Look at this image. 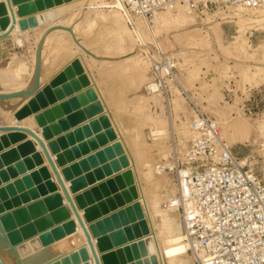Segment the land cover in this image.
<instances>
[{"label":"rangeland","instance_id":"1","mask_svg":"<svg viewBox=\"0 0 264 264\" xmlns=\"http://www.w3.org/2000/svg\"><path fill=\"white\" fill-rule=\"evenodd\" d=\"M45 2L51 3L52 7L46 5L43 10L47 11L32 15L34 17L44 15V22L30 27L41 26L34 30L35 41L39 35L43 37L45 32L55 31L44 45L42 79L44 84L36 92L42 93L44 97L52 93L53 100H47L46 97V104L40 105L18 122L33 118L34 128L41 134L48 129L50 132L47 137L48 144L56 146L57 155L67 158V162L76 160L78 163L81 159H87L92 154L104 150L108 145L118 143L119 155L106 163L109 166L114 160L119 161L120 166L123 162L128 163L127 166L122 165L120 170L114 171L112 176L126 169L132 171L133 185L138 194L133 201L139 200L140 196L136 185L137 177L150 209L158 242L162 241L159 233L161 220L153 211L151 203L157 197L163 210V203L177 192L174 174L167 170L163 172L160 166L165 163L167 166L172 165L170 161L174 138L178 152L183 156L194 135L190 126L194 113L184 97L183 89L191 93L199 106L217 122L234 151L248 158V163L264 178V22L255 23L257 18L264 16V11L215 7L196 9L176 4L158 13L168 14L172 19L164 22H156L155 19L152 24L145 22L147 26L139 32V36L137 31L134 33L127 25L117 0H45ZM180 11L187 14L188 18L179 19ZM101 14L116 16V23L101 19L100 16H103ZM178 20L180 21L177 22ZM51 23L53 27L45 30ZM66 26H72L76 33L59 31ZM76 40L82 47L77 46ZM241 44H245L243 45L245 48L237 49ZM133 50L136 51L135 57H131ZM148 55H153L156 59L166 56L174 61L176 81H168L172 102L171 116L163 95L148 93L145 88L152 77ZM6 57L7 55L0 58V94L23 88L25 86L23 81L26 77H31V74L33 79L34 68L30 71L31 74L30 67L22 73L18 72V66L13 71L5 67ZM16 83L22 85H15ZM46 88H49L48 92ZM36 94L24 102L23 99H1L0 125L10 124L12 119L16 121L17 113L36 99ZM72 99H77L76 107L73 106ZM20 101L21 106L17 105ZM65 102H68V108L64 106ZM49 111L51 114H47ZM39 114L44 115V125L36 119ZM90 123L92 127L84 133L83 125ZM157 127H160V133L155 130ZM3 138L7 139L9 147H6ZM27 140H21L19 143ZM0 145L1 156L18 143H13L7 133L0 132ZM105 165L103 163L97 166L90 165V168L80 175L87 179L88 187L92 186L89 182L90 176L96 183L104 180H97V171H100V175L103 174ZM44 166V164L36 166L20 176L11 178V181L39 171ZM60 168L63 169L62 166ZM48 180L40 178L43 185L37 180L31 185L36 186L40 194L41 190H46L51 195L52 192L48 191L50 188ZM5 183L3 182L1 186ZM157 183H160L158 189ZM68 184L70 185V182ZM27 188L29 189V186L25 187ZM21 193L18 192L17 195L21 196ZM155 193L158 196H154ZM35 201L32 199L30 202L22 203L20 207H27L29 203ZM16 210L18 211V207L6 211L4 216ZM167 212L173 214L181 224L179 211ZM69 219L55 224L40 235L50 233L54 227L62 225ZM132 221L129 225L140 227L136 218ZM1 227L4 231H0L2 242L0 244L4 248L3 254L0 252V260L2 264H19V254L14 252L17 242L12 243L13 247L8 234L18 231L23 226H19V229L16 226L8 231ZM152 238L155 251L147 252L146 255L140 254L138 260L134 257L133 262L128 260L127 264L138 262L154 264L153 258L157 260L158 255L153 235ZM62 240L64 239L54 241L52 250L69 251L68 241ZM23 241L26 239H23L22 243ZM183 246L187 250L184 243ZM188 254L190 264H197L192 252L188 251Z\"/></svg>","mask_w":264,"mask_h":264},{"label":"built area","instance_id":"2","mask_svg":"<svg viewBox=\"0 0 264 264\" xmlns=\"http://www.w3.org/2000/svg\"><path fill=\"white\" fill-rule=\"evenodd\" d=\"M121 2V11L134 33L139 21L152 24L159 11L176 4L196 9L264 8V0ZM148 57L152 77L145 88L148 93L163 95L171 116L168 81H176L174 61L166 56ZM183 94L194 113L190 124L194 135L183 156L174 138L172 165L160 166L162 171L174 174L178 187L163 208L180 212L185 240L197 264H264V178L248 163V158L234 151L217 122L193 95L184 89Z\"/></svg>","mask_w":264,"mask_h":264},{"label":"bare ground","instance_id":"3","mask_svg":"<svg viewBox=\"0 0 264 264\" xmlns=\"http://www.w3.org/2000/svg\"><path fill=\"white\" fill-rule=\"evenodd\" d=\"M41 2H42V0H38V3H41ZM117 4L123 9L124 6H123L121 0H118ZM258 10L264 11V8H261ZM101 15H103L102 17L100 16L101 19L106 20L112 24L116 23V18H117L116 16L110 15V14H101ZM44 18L45 17L42 14L39 15L38 17L31 16V17L22 18V19L17 17V24L15 26V29L18 30L20 28L21 30L22 29L26 30L30 26H37L38 24H42L44 22ZM178 18L179 19H187L188 15L185 14L183 11H180ZM155 19H156V22H164V21H167V20L172 19V18L169 17L168 14L167 15L166 14H157ZM179 21L180 20H178L177 22H179ZM255 21H256L255 23H257V22L263 23L264 22V16L261 15V18L260 19L257 18ZM11 23H12V16H11L10 10L8 8V5H7L5 0H0V33L6 32L9 29ZM146 26H147V24L144 21H139L138 30H137V33L139 36H140L139 32L144 30L146 28ZM15 29L13 30V33H14ZM59 31L70 32L72 34L76 33V29L72 28V26H70V27L66 26L64 28H60ZM15 37H16L15 38L16 45L17 46H23L24 45V39L20 36H15ZM48 37H45V38H47L45 41V44L48 41ZM10 38L11 37H9V39ZM60 39H62V38H60ZM5 41L4 40L2 41V39H0V44L2 43L1 46H3V47L5 46L4 48H7L9 46L8 42L10 40L6 41L8 44H6ZM243 45H245V44H243ZM243 45L241 44L240 46L237 47V49L238 48L241 50L244 49L245 46H243ZM77 46L82 47V44L79 41H77ZM131 53H132L131 57L136 56V51L133 50ZM93 54H94V52L92 53V55ZM6 55H7V51L0 52V58L5 57ZM35 59H36V57H35ZM26 68H27L26 64L23 61H21L18 65V72L22 73L26 70ZM17 78H19V77H17ZM15 85L21 86L22 83H18V84L16 83ZM5 94H7V93H5ZM46 97L48 98V96H46ZM46 97L41 98L40 104L41 103L44 104L46 102ZM25 99L26 98L24 97L23 102L25 101ZM0 100H1V98H0ZM174 102L175 101H173V104H174ZM21 103L22 102L20 101V103L17 105H20ZM25 103H27V102H25ZM178 104H179V102H178ZM26 106L27 105H25V107ZM27 107L28 108L30 107V103H28ZM15 109H14V111L17 110V109L15 110ZM176 112H178V111H176ZM12 114H13V112H12ZM10 124L29 127L31 129H33L34 131H36L38 133V135L45 141L46 145L48 146L50 153L52 154V157L54 158V160L57 163L58 170L60 171V173H61V175L65 181V184L68 187V189H69L70 193L72 194V197H74V199L76 197L74 194L77 191L84 190L89 185L87 179L80 176V175L83 174L84 171L89 169L90 165L91 166H97L101 163L106 164L104 166L103 174L100 175V171H97V180L98 179L99 180L104 179L102 182H107V181L112 179L111 176L113 175L114 171H118V170H120L122 165L125 167L128 164L127 162H123L122 165L120 166L119 161H116V160L112 161L111 166H109L108 163H106L110 159L115 158L120 153V145L118 143H115L112 145H108L104 150H100L96 154H92L87 159H81L78 163L75 164L76 166H69L67 164L65 166H62L63 169H61L60 168L61 165L59 164V162L57 160L58 157H57V154H55L53 147L51 146L50 143L48 144V142H47L48 140L45 138V136L43 134L39 133L34 128L33 118L24 119L21 122H18V120L15 121V119H12ZM90 124H92V123H90ZM155 130H157L158 133H160L159 132L160 127L155 128ZM85 132L86 131H84V133ZM11 133H14V135H18V137L22 138V140H24V139H28V140L24 141L22 143L18 142V145H16V147L5 151L0 156V188L4 187L5 191L6 190L8 191L7 184H11V183H13L14 187H16V186L18 187V185L16 184V181L18 179H19L18 182L22 181L23 183L22 182L21 183H22V185L24 184L25 187L30 182H31L30 184H35L36 179L34 178L32 173L28 174V175H31L28 182L24 180V178H23L24 175L21 176L20 178L18 177L16 179V181L15 180L11 181L12 180L11 178H15L18 175L20 176V175L26 173L28 170L35 168L36 165H34V161L32 159V156H30V155L33 151H39L42 154V158H43L45 167H47L49 170V175H48L49 180L47 183H49V184L52 183V185H54L55 188L59 190V193L62 195L63 203H65L66 206L69 208L70 215H71V218L68 221H65L60 226L54 227L50 233H45L42 235H40V233H39V234L35 235L34 238L32 237V238L26 239V241H23V243H22V241L17 242V239H16L17 231L12 232V233L9 232L8 235L10 237L11 242H13V243L17 242L16 243L17 247L15 246L16 250H14V252L17 255L19 254L18 255L19 264H95L93 257H92L90 247H89V244H88V241H87V238H86V235H85L80 223L78 222L76 216L74 215V213L70 209L69 203L66 200V198H65V196L61 190L60 184L58 183L56 176L54 175L46 157L43 155L42 149H41L38 141L34 137H32L31 135H29L27 133H22V132H11ZM2 145H4V143H2ZM25 150H28L27 152H29L30 154H28L27 156L24 155ZM160 152H162V151H160ZM162 153H164V152H162ZM23 155H24V157H23ZM22 158H23V160H22ZM12 163H15V165H10ZM77 165H78V167H77ZM5 166H7V167H5ZM102 176H104V177H102ZM69 177H72V179ZM40 178L41 179L44 178L42 176V174H40ZM8 181H10V182H8ZM3 182L4 183L8 182V183L1 186V184ZM68 182H70V185L68 184ZM89 182H91V185L96 184V181L94 180V178L92 176H90ZM136 185H137L138 191L140 192V196L138 198L139 200L136 199V201H133L132 204H128L122 208V209L127 210L129 207H132L133 211H132V213H130L131 217L129 216V222H133L132 221L133 218L134 219L136 218V221L138 220L137 224L140 225V227L138 226V229H140L139 231H141V233H142L139 237L135 236V238H132L129 241H127L125 243L126 245L123 244V245H125L124 249H125L128 260H130L129 262H133L132 258H134V257L136 258L135 260H138L139 259L138 256L140 254L146 255L147 252H154L155 251L154 247L152 246V239H153L152 235H153V237L156 240V250H157V255H158L157 260L155 257L153 258L154 264H170L171 262L173 264H190V258H189V254H188L189 244L185 240V234L183 231L182 221L180 224L175 219L173 214H171L170 212H167L168 210L164 211V210H166L164 208L162 210L159 206V203H161V202L157 201V197L155 199L151 198V200L153 199V203H151L152 207H153V211L155 212L156 215L160 216V220H161L159 233L162 236V241H161V243H160V241L158 242V239L156 238V236H157L156 231L154 229V224L152 221V216L150 214V209H149L148 204L146 202V198L143 195V192L141 190V187L139 185V181H138L137 177H136ZM159 186H160V183H157L156 189H158ZM17 190L19 191L18 188H17ZM48 191H51V189L48 188ZM154 196H158V194L155 193ZM135 206H136V208H135ZM138 208H140V209H138ZM79 210H80V213L82 214V216L84 217L83 210L82 209H79ZM171 211H175V209L171 210ZM140 212L142 213V216H140V214H139ZM22 221H23L22 216L16 210L14 213H8L7 215H5L1 218V224H2L1 226H3L4 229L8 231L11 228H14V226H18L19 224H17V223H19V222L21 223ZM84 221H85L86 226L88 227L89 231L92 234L93 241L96 245V248L98 250V254L100 256V252H99V249L97 247L98 238L96 236H94V234L92 233V230L90 227L91 223H88L85 220V217H84ZM19 226H21V225H19ZM19 226H18V229H19ZM21 229H22V227L19 230H21ZM11 231H13V230H11ZM136 232L137 231H135V228L132 226V233L135 234ZM20 235H19L18 239H22V235L21 236ZM25 235H26V233L23 232V236H25ZM7 239H9V238H7ZM61 239L68 241V246H69L68 250L69 251L61 252L59 250H54V249L52 250V247L54 245L52 243H54V241H58ZM64 240H62V241H64ZM0 243H2V242H0ZM128 243H131V244L128 245ZM183 243L187 247L188 251L184 248ZM0 246H1V244H0ZM12 246H13V244H12ZM139 247H140L141 251H140ZM3 248L4 247L1 246L0 252H2V254H3V251H2ZM138 264H141V262H138Z\"/></svg>","mask_w":264,"mask_h":264},{"label":"water","instance_id":"4","mask_svg":"<svg viewBox=\"0 0 264 264\" xmlns=\"http://www.w3.org/2000/svg\"><path fill=\"white\" fill-rule=\"evenodd\" d=\"M5 1L12 16V23L6 32L0 33V39L6 38L13 32L17 24V15L19 17L29 16L31 14L37 13L38 11H42L44 6L46 5L47 7H52L51 3L46 4L45 0L41 3H38V0ZM14 6L18 7L17 12L15 11ZM9 46L11 45L9 44ZM48 89L49 88H46L47 92ZM36 92H38V84H36L33 88L21 92L0 94V98L9 99L19 96L26 97L36 94ZM51 94L52 93L47 94V100H53V95ZM35 97L39 104L38 102H36V99L32 100V102H30L29 108L26 106L17 113V120L24 118L25 116L29 115L32 111L40 107V105L42 104H40V100L41 98H44L42 93L36 94ZM47 100L44 104L47 103ZM44 104H42V106ZM72 104L76 107L78 105L77 99H72ZM64 106L68 108V102H65ZM47 114H51V111L47 112ZM36 119L41 124H45L43 114H39ZM91 127V124H84L82 130L88 132ZM0 132L7 133L8 136L11 138L12 142L15 144L20 142L22 138L18 137V135H14V133L11 132L27 133L38 141L42 149V153L46 157L54 175L56 176L58 183L60 184L61 190L69 203L70 209L76 216L86 235L94 263L127 264V255L125 249L121 246H123V244H125L130 239L135 238V236L139 237L142 234L141 231H139L140 229H138L137 225L133 226L135 228V231H137L135 234H133L132 226L129 225V216L131 217L130 213H132L133 211L132 207H129L127 210L122 209L124 206L133 203L134 198H137L136 187L135 185H133L134 179L132 171L130 169H126V171H122L120 172V174H116V176H111V180L107 182H100L97 185L93 186L91 189L82 191V193L76 195L74 199L68 187L66 186L60 171L58 170L57 163L52 157L48 146L36 131L26 126L0 125ZM43 135L47 139L48 135H50L49 130L45 129V133ZM3 140L6 144V147H9L7 139L3 138ZM51 146L53 147L55 154H57L58 150L56 146H53V144H51ZM1 147L2 146L0 145V148ZM27 151L28 150L24 151V155L26 156L30 154ZM31 155L34 161V165L42 166V164H44L42 154L39 151H33ZM57 157V160L61 166L67 165V158L61 155H57ZM75 164L76 163L70 166H76ZM32 174L34 178L40 183V174H42L44 179L48 180L49 170L47 167L44 166L41 167L39 171H34ZM30 176L31 175H24L23 178L25 181L28 182ZM69 178L72 179V177ZM19 183L20 182H18L17 184L18 187L16 186L18 189H20L19 191L16 187L13 186V183L7 184L8 191H5L4 187L0 188V218L4 216L6 211L12 210L14 207H18V212L22 216L23 221L22 223L19 222V225H22L23 227L21 230L17 231V242H21L23 239L32 238L35 235L45 232L46 230L52 228L55 224H58L66 219L71 218L69 208L66 206L65 203H63L62 195L58 192V189H56L55 186L52 185V183H48L52 192L51 195L48 194L46 190L42 191L41 189L40 192L42 194H40L39 189H37L36 186L31 185V182L27 184V186H29L30 188L28 189L29 191L25 189L24 184L22 185ZM18 192H22V195L18 196ZM32 199L36 201L33 203H29L27 207H20L22 203L30 202ZM79 209L84 210L85 220L88 223H91L90 227L92 233L98 238L97 247L99 249V252L103 253L101 257L98 254V250L93 241L92 234L86 226L84 217L80 213ZM139 214L140 216H142L141 212ZM104 215L105 217L103 219H100ZM31 220H34V222H31ZM1 225L2 224L0 219V231L3 232L4 230L2 229ZM23 232L26 233L25 236H23ZM20 234L22 235V239H18ZM12 243L13 242H10V244ZM116 247L117 249L113 250V248ZM0 264H2L1 260Z\"/></svg>","mask_w":264,"mask_h":264},{"label":"crops","instance_id":"5","mask_svg":"<svg viewBox=\"0 0 264 264\" xmlns=\"http://www.w3.org/2000/svg\"><path fill=\"white\" fill-rule=\"evenodd\" d=\"M14 9L17 12L18 7L14 6ZM43 11H47V10L38 11L37 13H40V12H43ZM37 13L31 14L29 16H24V17H30V16L35 15ZM17 17H19V16H17ZM19 18L22 19L23 17H19ZM52 27H53V25L51 23V25H47L45 30H47L49 28L51 29ZM31 28H34V29H31ZM39 28H41V26H39V27H30V28H28L26 30L25 29H22V30L21 29H19V30L15 29L14 33L12 32L9 36H7L6 38L2 39V41L3 40L4 41L5 40L6 41H8V40L11 41V42L10 41L8 42L11 45L10 47L8 46L7 48H4L5 46L4 47L2 46V49L0 47V51L1 52L4 51V50H8L7 51V57H6V63H7L6 66H5L6 68H9V69L15 71L16 67L19 65V63L21 61H23L26 64L27 67H30L29 73L34 68L33 79H31L32 78V74L30 73L31 77H29V78L26 77L25 80L23 81L25 83V86L23 88L14 89L12 91L4 92V93L9 94V92L10 93L21 92V91L33 88L32 86H35L36 84H38V90H39L40 87L44 84V82L42 83V79H43V64H44L43 63V52H44L45 41L47 39V38H44V37H48V36L50 37L55 31L49 30L48 32H45L46 34H44L43 37H42V35L41 36L39 35V37L35 41V36L33 37V33H34V30H37ZM15 36H20V37H22L24 39V45L23 46H17L16 45V43H15V38L16 37ZM9 37H11V38L9 39ZM6 41H5V43L8 44ZM21 57H22V59H21ZM35 57H36V59H35ZM17 59H19L18 62L16 61ZM22 75H24V73ZM31 96H33V95L26 96L25 98L27 99V98H30ZM9 99H12V100H14V99H24V97L19 96V97H14V98H9ZM2 125H11V124L7 123V124H2ZM74 163H76V160H73L72 162H68L67 164L70 166L71 164H74ZM98 183H100V182H98ZM98 183L93 184L92 186H95ZM92 186H90V187H92ZM90 187H87L84 190L90 189ZM84 190H82V191H84ZM82 191L78 192V194L82 193ZM83 212H84V210H83ZM102 217L104 218L105 216H102ZM115 249H117V247L113 248V250H115ZM102 254L103 253H100V256Z\"/></svg>","mask_w":264,"mask_h":264}]
</instances>
